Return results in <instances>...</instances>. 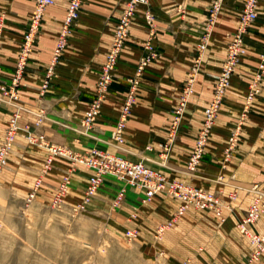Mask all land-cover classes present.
<instances>
[{
  "label": "crops",
  "instance_id": "obj_1",
  "mask_svg": "<svg viewBox=\"0 0 264 264\" xmlns=\"http://www.w3.org/2000/svg\"><path fill=\"white\" fill-rule=\"evenodd\" d=\"M35 1L0 0L4 40L0 53V85L11 81ZM125 2L83 0L79 19L68 33V47L62 53L55 77L41 101L44 111L40 115L35 105L39 96L37 89L58 39L67 0H55L46 8L23 75L24 84L19 89L20 97H29L21 101L32 111L21 116L20 123L33 127L40 119L41 131L53 143L78 151L97 146L110 152H120L130 160H144L150 166L166 170L170 177L187 179L186 164L225 59L228 35L239 22L244 0H221L213 21H210V12L214 0H148L146 4L137 5L101 113L91 133L85 134L77 128L93 99L100 66ZM146 11L154 17L153 35L144 20ZM257 13L245 35L246 53L240 57L229 79L200 162L203 185L223 197L226 196V178L230 172L233 174L231 178L235 177L239 184H252L264 177V78L260 92L249 106L241 142L228 161H224L228 136L246 102L249 84L264 47V0L258 3ZM202 41H206V50L185 107L177 115L176 109L184 99L185 81L192 72ZM151 48L158 51V56L140 76L136 99L122 142L118 145L111 134L126 94L125 81L134 74L140 57ZM8 118L5 112L0 111V143ZM175 122H178L175 138L169 152L164 154ZM11 157L14 161L0 174L1 184L10 188L20 180L28 184L34 181L41 162L45 160V151L41 149L34 154L19 139ZM66 165L65 161L55 158V169L49 176L56 180L63 177Z\"/></svg>",
  "mask_w": 264,
  "mask_h": 264
},
{
  "label": "rangeland",
  "instance_id": "obj_2",
  "mask_svg": "<svg viewBox=\"0 0 264 264\" xmlns=\"http://www.w3.org/2000/svg\"><path fill=\"white\" fill-rule=\"evenodd\" d=\"M33 9L34 7L32 11ZM0 19L2 20V18ZM3 43L4 40L1 33L0 53ZM205 45L206 41H202L199 45V51L194 60L192 72L189 73L184 84L182 93V98L184 99L181 100L180 106L176 109L177 115H180L181 111H183L186 98L190 95L192 84L197 76L198 65L206 50ZM157 56L147 62L142 69H139L140 57L134 74L127 77L125 81L126 94L124 95L120 113L111 134V137L118 145L122 142L123 131L136 99L140 76L147 65ZM16 57L18 58V55ZM61 57L62 55L55 60L52 74L49 78L50 81L46 87L43 86V83L46 78V70L54 59L53 55H51L50 62L42 73L43 78L37 89L39 96L35 99L37 101L35 105L38 108L36 112L40 115L44 111L41 101L52 79L55 77L56 66ZM103 63L100 66V70ZM100 70L95 83L93 99L97 93V81ZM114 70L112 72V82L114 80ZM14 72L13 76L15 75ZM219 74L217 75V80ZM256 74L255 71L253 79L249 84L246 102L228 136L227 145L224 150V161H228L233 150L239 146L242 127L246 122L249 106L254 96L261 90L264 73L257 80L258 91L248 101L253 81H256L257 78ZM13 76L9 84L0 85V111L5 112L9 116L0 148L4 142L11 117L16 110V107H14L13 102L10 100L9 92L7 93L12 87ZM23 84L24 80L22 76L19 85L15 87V91L19 97L16 104L21 106V109H19L20 118L27 115L29 111H32L29 105L21 101L29 99L28 96L20 97L19 89ZM215 85H217V81ZM3 86L6 87L7 91L2 90ZM109 88L110 86L103 96V101L107 96ZM225 92L221 98L217 114L203 147L207 145L210 131L219 113ZM213 94L214 90L212 97ZM129 95L133 96V102L124 121V126L119 129L117 125L122 116L124 100ZM212 97L205 109L211 103ZM20 118L18 119V127L20 129L17 131L14 141L8 149L6 162L4 165H1L0 174L5 167H8L14 161L11 155L19 139L22 140V143L27 148L32 149L34 154L43 149L45 151V160L41 162L40 171L36 173L32 183L28 184L20 180V183L10 188V186L2 185L0 182V264H264V252L260 253L256 258L252 257L257 251V247L237 226L251 204L259 200L257 202L261 204L262 209L258 218L253 222V228L250 231L252 233H264V197H258L252 191V187L256 183L260 184L264 189V177L262 180L252 184H239L235 181V177L234 179L231 178L233 174L230 172V176L226 178V196L223 197L216 193V191L210 190L203 185V179L200 176V169H202L200 162L203 154L193 170L188 167L189 158L194 149L189 155L185 168L189 177L187 179L175 178L170 177L166 173V170L150 166L144 160H130L120 152H110L97 146H91L83 151H78L65 145L53 143L41 131L39 125L40 119L32 127L29 124L23 125L20 123ZM82 119L77 129L85 134L91 133L90 131L95 121L90 128H85L82 125ZM175 123L172 130L175 129L174 127L177 128L178 122ZM27 128L36 136L35 140H30L26 136L25 129ZM40 135H43L47 143L64 146L77 155H87L93 151H99L131 162L143 161L147 167L159 173L160 177L166 180L182 181L193 187L213 192L220 199V203L222 204L220 207L221 211L201 209L190 205L182 214L177 215L180 200L170 194L167 189L157 192L152 197H148L145 188L132 183L130 179L120 178L111 174L104 176L94 194H88L87 186L93 169L84 165H75L70 159L62 156H55L52 163L46 166L47 151L39 145L38 137ZM168 138V146L164 145L167 146L163 152L164 154L169 152L172 145V142H170L171 135ZM55 158L56 160L65 161L67 164L65 167L66 173L57 180L49 176V173L55 169L53 168ZM103 163H105V160ZM66 176L68 177L66 190L60 191L59 189ZM233 195H235V198H231Z\"/></svg>",
  "mask_w": 264,
  "mask_h": 264
},
{
  "label": "built area",
  "instance_id": "obj_3",
  "mask_svg": "<svg viewBox=\"0 0 264 264\" xmlns=\"http://www.w3.org/2000/svg\"><path fill=\"white\" fill-rule=\"evenodd\" d=\"M261 0H244L243 7L241 10V16L239 22L234 29L228 35V42L226 48V55L221 69V73L218 76L217 85H215L214 94L212 101L209 106L205 109L204 124L200 130L198 139L196 141L194 151L189 158L188 167L194 169L195 165L199 162L203 151L204 143L207 140V135L209 133L210 127L215 119L219 105L221 103V98L225 92V87L229 82L230 75L235 71V67L239 61V58L246 53L247 44L245 41V35L251 25V23L257 18V6ZM55 0H36L32 14L28 20L27 28L23 33L21 44L18 51L17 65L15 68V75L12 80V87L9 91L6 87H2V90H6L9 94L10 100L13 102L16 110L11 117L9 122L4 142L0 148V168L6 162V155L8 149L14 141L17 131L20 129L18 127V119L20 118L19 109L21 106L17 105L19 100L18 94L15 91L20 83V79L23 76L24 70H26L28 58L33 50L36 36L40 30L41 22L48 6L54 4ZM148 0H126L125 6L119 17L113 37L110 43V47L106 53L103 66L100 70V75L97 81V93L94 99L89 104L86 113L82 119V125L85 128H90L95 119L98 117L103 96L110 86L113 77V70L119 60L121 50L125 44L126 38L130 31V25L133 21L135 8L139 4H146ZM83 0H67V7L65 11V16L60 29L58 39L56 41L52 55L54 56L51 65L46 70V78L44 79L43 86L46 87L49 84L50 77L52 74V69L55 60L60 57L68 43V33L80 16V11L82 8ZM221 0H214L213 6L210 12V21H213L220 9ZM144 20L150 28V34H154V17L150 11H146L144 14ZM3 21L0 19V35L3 26ZM158 55V51L151 48L142 57L139 65V69H142L144 65ZM256 81H253L252 88L248 95V101L252 99L253 94L258 91L257 80L264 73V48L260 53L259 64L256 69ZM255 80V79H254ZM132 95L126 97L124 100L123 111L121 119L117 125V128H122L124 126V121L130 111L132 104ZM16 101V102H15ZM176 124V123H175ZM171 132V139L175 134L176 127ZM26 136L31 140H35L36 136L31 132L29 128L25 129ZM39 145L44 147L47 151L46 156V166H49L55 156H62L70 159L75 165H84L90 169H93L87 186V193L94 194L97 187L102 182L106 174H111L120 178L130 179L132 183L143 187L147 191V196L152 197L157 192L167 189L170 194L180 200V204L177 210V215L182 214L185 209L190 206H196L201 209L216 210L221 211L220 199L217 198L213 192L204 190L202 188L193 187L187 183L177 180H166L160 177V174L153 171L143 161L131 162L118 158L114 155H109L106 153H101L99 151H93L87 155H77L72 153L64 146L49 144L47 143L43 135L38 137ZM105 160V163H103ZM68 182V177H65L60 191H65ZM252 191L258 195V197H264V189L260 184L256 183L252 187ZM231 198H235L233 195ZM259 201V200H257ZM253 202L249 209L247 210L245 216L240 220L239 230L250 238V241L257 247V251L252 256L254 258L264 252V233H252L253 222L258 218L261 211V204L258 202Z\"/></svg>",
  "mask_w": 264,
  "mask_h": 264
}]
</instances>
